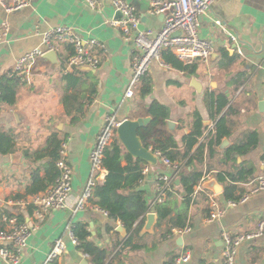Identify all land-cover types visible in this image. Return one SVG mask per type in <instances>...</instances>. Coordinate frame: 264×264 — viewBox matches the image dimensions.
Instances as JSON below:
<instances>
[{"label":"crops","instance_id":"crops-1","mask_svg":"<svg viewBox=\"0 0 264 264\" xmlns=\"http://www.w3.org/2000/svg\"><path fill=\"white\" fill-rule=\"evenodd\" d=\"M27 1L26 6L13 11H6L0 3V32L3 23L8 25L6 35L0 36V77L13 78L7 72L17 58L40 44L42 33L56 25H68L85 38H96L103 48L98 67L73 70L71 73L78 81L76 86L68 88L59 66L52 68L49 60L36 59L30 83H19L15 87V103L0 102V132L11 137L10 151L0 153L2 226L3 216L10 214H16L29 226L35 223L33 207L22 202L32 196L28 188L34 172L45 183L38 192L44 193L50 188L51 184L46 180L50 154L61 138L67 139V161L72 171V192L65 205L44 214L21 250L18 264H42L56 240H61L64 248L54 264H92L88 255L73 244L68 235V230L78 225L86 226L90 232L88 240L105 250V262L109 264H174L182 247L192 252L188 264H222V232L235 236L254 229L258 220L264 218V192L254 194L244 203L227 206L224 186L213 171L204 175L208 177L202 183V189L197 192L195 201L188 204L183 201L185 192L182 188H170L169 199L167 193L160 203L169 200L167 205L172 208L171 216H176L177 212L185 215L190 231L175 235L171 232L175 227L166 231L162 220L154 225L152 232L141 233L140 230L134 236L132 244L140 246L136 249H121L131 229L128 230L119 220L109 218L91 203L81 209H76L75 203L88 180L94 177L89 154L105 116L114 114L120 121L151 117L146 108L152 101L165 106V129L181 150L183 138L191 132L197 115L205 127L204 132L214 124V96L224 94L229 109L224 108L221 114L224 113L229 126V133L224 136L228 143L206 161L212 170H217L222 164L225 148L244 141L247 134L255 133L256 143L245 153H234L222 167L230 171L242 167L250 169L248 179L234 183L233 197L245 191V182L264 175V107L258 106L264 100V0L213 2L200 17L197 28L200 37L212 39L214 43V52L208 60L184 62L188 66L186 69L166 62L161 55L160 59L151 62L147 74L129 99L123 98V94L133 47L119 29L108 23L111 18L118 17L112 0H98L95 8H90L82 0ZM125 1L134 7L140 20L144 18L145 26L155 35L164 17L161 19L159 13L152 12V0ZM215 18L224 23L226 30L214 23ZM229 32L236 37L235 40L231 39ZM68 51L70 46L61 44L59 52L65 54ZM191 79L198 82H193L198 90L191 84ZM152 142L151 137L145 140L147 147H152ZM200 142L201 139L191 151ZM170 170L162 164L154 166L138 183V187L146 192L148 212L156 214V223L159 217L152 203L157 189L156 174ZM105 175L106 170L103 177L96 178V183ZM212 178L222 187L220 193L216 194L206 186ZM211 198L218 202L224 213L208 222L206 217L211 210ZM144 221L145 217L140 228ZM118 225L124 226L125 236L116 230ZM0 264L9 263L0 258ZM234 264H264V233L239 246Z\"/></svg>","mask_w":264,"mask_h":264},{"label":"built area","instance_id":"built-area-1","mask_svg":"<svg viewBox=\"0 0 264 264\" xmlns=\"http://www.w3.org/2000/svg\"><path fill=\"white\" fill-rule=\"evenodd\" d=\"M90 8H95L98 0H82ZM216 0H152L151 8L154 13H163L164 20L159 30L153 34L152 29H139L140 18L135 13L134 7L125 0H112V5L120 15L108 20V23L119 29L125 40H130L133 47V56L130 62L128 79L123 98H132L138 84L143 76L147 74L149 66L153 60L161 58L162 52L169 49L174 56L181 62L206 61L214 52L212 39L202 38L197 33L199 19L210 5ZM6 11L20 9L28 4L27 0H0ZM214 23L225 29L224 23L220 19H214ZM0 36H5L8 25L3 23ZM232 40L236 37L231 34ZM68 44L70 51L60 53L61 44ZM103 45L93 37L85 38L74 28L68 25H56L42 33L40 44L23 52L16 60L13 68L7 72L10 77H16L20 83L29 84L33 73L36 59L42 58L44 52L55 50L60 60V72L62 74L71 73L73 70L88 67L96 69L100 64L101 51ZM264 86V83H263ZM95 142L90 150L89 158L91 164L90 178L81 195L76 199L75 208H84L90 204L92 190L96 183V178L103 177L105 171L102 165V158L106 146L116 135V128L120 124L114 114H108L104 118ZM214 124L203 133L201 141L206 140L209 132L213 130ZM67 139H62L59 148V159L56 166L59 175L55 183L44 193L32 195L28 200H23V204H30L33 207L35 223L29 226L25 221H21L16 214L3 216L4 225L0 228V258L9 264H18L20 261L21 250L27 245V240L44 214L51 209L62 208L72 192L71 180L72 171L67 161ZM153 153L169 172H159L156 174L157 189L152 203L164 201L167 191L182 166L170 161L163 156L160 151L154 150ZM157 163V164H158ZM149 164L143 167L142 173L145 175L151 168ZM208 176H204L195 189V194L202 189V183ZM245 191L238 199H227L226 205H236L246 202L251 196L259 192H264V175L251 178L245 182ZM206 220L208 222L220 218L224 209L218 206V202L211 198ZM95 206V205H94ZM97 207V206H96ZM98 208V207H97ZM99 209V208H98ZM104 214L107 212L99 209ZM190 231L189 226L175 227L171 232L175 235H182ZM264 233V218L259 219L255 228L246 232H241L232 236L228 232H222L221 257L222 264H234V256L239 246L249 240L259 238ZM68 235L73 244L77 245L78 240L74 236L72 229L68 230ZM64 244L61 240H56L52 248L46 254L42 264H54V260L63 251ZM192 257V252L187 247H182L179 254L174 259V264H188Z\"/></svg>","mask_w":264,"mask_h":264},{"label":"trees","instance_id":"trees-1","mask_svg":"<svg viewBox=\"0 0 264 264\" xmlns=\"http://www.w3.org/2000/svg\"><path fill=\"white\" fill-rule=\"evenodd\" d=\"M162 57L166 62L172 63L176 67L188 69L187 64L179 61L170 51L162 52ZM0 78V102L12 105L16 99L15 87L20 81L16 77L8 79L2 76ZM62 79L65 81L67 88L71 85L76 86L78 81L73 73L63 74ZM73 97L71 95V98ZM214 99L216 102V107L213 110L214 128L212 132H209L207 139L201 141L194 151H191L193 146L198 143L205 130L202 120L198 115L195 118L191 132L183 138L184 147L181 150L178 148V144L173 136L165 129L167 116L165 106L156 101H152L146 108V112L151 116L150 121L138 129V135L146 147L145 140L147 137H151L153 138L152 148L154 150L160 151L163 156L172 162L178 164L184 162L176 176V179L179 180L178 185H175L174 181L170 188L175 186L182 188L185 192L183 201L186 204L195 201V188L208 172L213 171L214 176L223 184V196L225 199H238L242 193L240 192L237 196L233 197V191L236 187L234 183L236 181H245L249 178L250 169L242 167L239 170L230 171V169L223 168L222 164L226 163L224 162L225 160L231 159L234 153L247 152L251 145L256 143L255 133L247 134L244 141L225 148L222 151V164L217 170H212L209 161H206V159L214 157L217 150L216 147L220 144L221 139L229 133L226 117L224 113L221 114L223 109L228 106L227 98L224 94L219 93L214 96ZM226 109L228 110L229 107ZM61 141L62 138L57 140L53 152L50 154L51 162L46 180L51 186L59 175L56 161L59 159ZM10 146L11 137L4 132H0V153H8ZM146 164L148 163L124 151L118 138L114 137L108 146H106L102 158V165L106 170V175L101 182L95 184L92 190L91 204L106 211L109 218L119 220L128 230L131 229V233L125 239L121 249H125L126 247H132L133 249L140 248L139 245L132 244V241L134 236L141 230L140 223L149 211L146 192L138 187V183L144 180L142 170ZM159 164L161 163L159 162L156 167ZM39 179L37 172H34L32 174V184L28 188V192L31 193L30 195L39 193L38 190L45 186V183ZM204 189L210 191L207 188ZM169 191H167L168 199L171 195ZM167 202L155 203L154 205V210L159 217L156 225L162 220L165 221L166 231H169L172 227L186 226L185 215L177 212L176 216L172 217V208L167 205ZM172 202L174 203V201ZM1 215L0 209V217ZM0 228H2V223H0ZM72 230L78 240V248L88 255L92 264H109L105 262V250L88 240L90 232L86 229L85 225H78Z\"/></svg>","mask_w":264,"mask_h":264},{"label":"water","instance_id":"water-1","mask_svg":"<svg viewBox=\"0 0 264 264\" xmlns=\"http://www.w3.org/2000/svg\"><path fill=\"white\" fill-rule=\"evenodd\" d=\"M118 16L120 15L119 12ZM164 14L159 13V18L163 19ZM139 29H147L145 26L144 18H141L139 23ZM42 58L50 61L51 67L56 68L60 65V60L58 54L55 50H48L43 53ZM196 82L194 79H191V84L198 90V87L194 83ZM200 90V89H199ZM259 108L264 107V100H261L258 103ZM150 121V117H138L136 119H123L120 124L116 128V135L123 148L127 153L132 155L135 158H139L145 162H147L151 166H156L158 163V159L156 155L153 153L152 149L146 147L140 136L138 135V129L148 123ZM227 138L223 137L221 142L216 149L221 150L225 145H227ZM178 179L175 180V183H178ZM206 186L210 188L214 193H220L222 191V187L216 182L215 179H209L206 182ZM156 224V214L154 212H147L145 214V221L141 228V233H150L153 231V227ZM116 230L120 232L122 236H125L126 230L123 225H118ZM180 242V238L178 240Z\"/></svg>","mask_w":264,"mask_h":264},{"label":"rangeland","instance_id":"rangeland-1","mask_svg":"<svg viewBox=\"0 0 264 264\" xmlns=\"http://www.w3.org/2000/svg\"><path fill=\"white\" fill-rule=\"evenodd\" d=\"M180 171V170H179Z\"/></svg>","mask_w":264,"mask_h":264}]
</instances>
